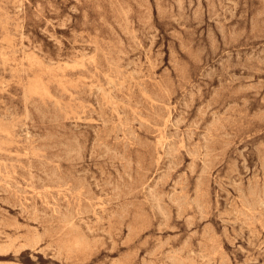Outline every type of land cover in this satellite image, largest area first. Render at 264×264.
Returning a JSON list of instances; mask_svg holds the SVG:
<instances>
[{"label":"rangeland","instance_id":"1","mask_svg":"<svg viewBox=\"0 0 264 264\" xmlns=\"http://www.w3.org/2000/svg\"><path fill=\"white\" fill-rule=\"evenodd\" d=\"M263 163L264 0H0V264H264Z\"/></svg>","mask_w":264,"mask_h":264},{"label":"bare ground","instance_id":"2","mask_svg":"<svg viewBox=\"0 0 264 264\" xmlns=\"http://www.w3.org/2000/svg\"><path fill=\"white\" fill-rule=\"evenodd\" d=\"M25 7V6H24ZM22 39V38H21ZM141 46V45H140ZM151 55V54H150ZM152 70V69H151ZM104 114V113H103ZM128 115V114H127ZM6 117V116H5ZM127 117V116H126ZM172 125V124H171ZM27 126V125H26ZM111 133V132H110ZM104 145V144H103ZM97 148V147H96ZM91 158V157H90ZM264 164V163H263ZM111 175V174H109ZM111 180V179H110ZM117 183V182H116ZM238 183V182H237ZM16 187V186H15ZM37 202V201H36ZM21 206V205H20ZM15 220V219H14ZM3 221V220H2ZM36 238V237H35ZM33 242V241H32Z\"/></svg>","mask_w":264,"mask_h":264}]
</instances>
